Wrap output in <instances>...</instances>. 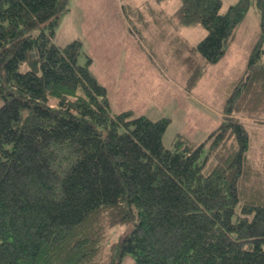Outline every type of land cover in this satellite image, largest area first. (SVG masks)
Here are the masks:
<instances>
[{"label":"trees","instance_id":"trees-1","mask_svg":"<svg viewBox=\"0 0 264 264\" xmlns=\"http://www.w3.org/2000/svg\"><path fill=\"white\" fill-rule=\"evenodd\" d=\"M180 1L207 31L182 39L190 71L223 59L252 6L260 30L217 128L167 148L171 118L115 112L83 41H55L71 0H0V264H264V143L250 157L244 121L264 124V0Z\"/></svg>","mask_w":264,"mask_h":264},{"label":"rangeland","instance_id":"rangeland-1","mask_svg":"<svg viewBox=\"0 0 264 264\" xmlns=\"http://www.w3.org/2000/svg\"><path fill=\"white\" fill-rule=\"evenodd\" d=\"M238 1L223 0L222 12ZM180 5V0H71L73 10L61 14L55 39L58 44L83 41L84 53L94 59L92 69L108 88L115 112L132 109L155 120L171 118L163 138L167 148L180 133L202 142L217 128L228 95L249 66L260 30L259 13L252 6L223 59L216 64L202 62L190 71L182 39L195 45L207 31L199 23L183 24ZM123 56L125 64H120ZM244 121L252 141L249 155L255 157L264 143V124ZM261 159H255L260 166ZM116 227L103 244L128 230Z\"/></svg>","mask_w":264,"mask_h":264},{"label":"crops","instance_id":"crops-1","mask_svg":"<svg viewBox=\"0 0 264 264\" xmlns=\"http://www.w3.org/2000/svg\"><path fill=\"white\" fill-rule=\"evenodd\" d=\"M71 10H73V8H71ZM119 62H120V64H125V57L123 56V58L122 57H120V60H119ZM93 66H94V63H93ZM118 70H121V67L118 69ZM94 71H95V69H94ZM95 73H96V75L98 76V74H97V72L95 71ZM99 77V76H98ZM121 78V77H120ZM118 83H120V80H119V82Z\"/></svg>","mask_w":264,"mask_h":264}]
</instances>
